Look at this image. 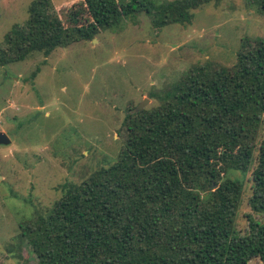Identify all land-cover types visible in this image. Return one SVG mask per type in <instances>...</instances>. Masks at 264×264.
Here are the masks:
<instances>
[{
  "label": "trees",
  "instance_id": "1",
  "mask_svg": "<svg viewBox=\"0 0 264 264\" xmlns=\"http://www.w3.org/2000/svg\"><path fill=\"white\" fill-rule=\"evenodd\" d=\"M209 1L83 0L85 22L65 26L50 0H35L5 35L0 66L91 41L139 12L156 28L185 24ZM249 1L264 14V0ZM149 98L154 106L126 111L111 165L63 184L20 224L35 264H264V39L244 40L231 67L194 66ZM248 173L239 230L243 182L233 175Z\"/></svg>",
  "mask_w": 264,
  "mask_h": 264
},
{
  "label": "rangeland",
  "instance_id": "2",
  "mask_svg": "<svg viewBox=\"0 0 264 264\" xmlns=\"http://www.w3.org/2000/svg\"><path fill=\"white\" fill-rule=\"evenodd\" d=\"M33 1L0 0V45L26 22ZM82 1L50 0L65 26L85 22ZM256 38L264 39V14L249 0H210L185 24L156 28L139 12L91 41L0 66V132L11 140L0 146V264H35L20 224L50 208L63 184H79L115 161L127 110L144 99V109L154 106L149 94L194 66L231 67L241 43ZM249 175H233L243 182L239 230L250 213Z\"/></svg>",
  "mask_w": 264,
  "mask_h": 264
},
{
  "label": "water",
  "instance_id": "3",
  "mask_svg": "<svg viewBox=\"0 0 264 264\" xmlns=\"http://www.w3.org/2000/svg\"><path fill=\"white\" fill-rule=\"evenodd\" d=\"M147 99H144L140 102L137 108L134 109V112H141L144 109V106L147 103ZM11 140L10 138L3 132H0V146H8L10 145ZM214 189H216V186H213Z\"/></svg>",
  "mask_w": 264,
  "mask_h": 264
}]
</instances>
